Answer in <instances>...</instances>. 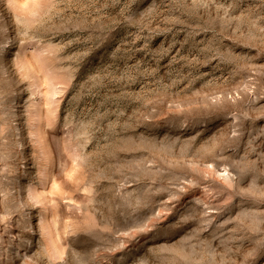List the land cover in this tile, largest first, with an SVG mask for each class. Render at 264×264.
Wrapping results in <instances>:
<instances>
[{
    "label": "rangeland",
    "instance_id": "obj_1",
    "mask_svg": "<svg viewBox=\"0 0 264 264\" xmlns=\"http://www.w3.org/2000/svg\"><path fill=\"white\" fill-rule=\"evenodd\" d=\"M0 264H264V0H0Z\"/></svg>",
    "mask_w": 264,
    "mask_h": 264
}]
</instances>
